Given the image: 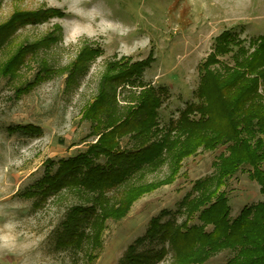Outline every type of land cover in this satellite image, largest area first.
<instances>
[{
    "label": "rangeland",
    "instance_id": "rangeland-1",
    "mask_svg": "<svg viewBox=\"0 0 264 264\" xmlns=\"http://www.w3.org/2000/svg\"><path fill=\"white\" fill-rule=\"evenodd\" d=\"M23 12L42 17L0 46V264H123L131 246L137 252L161 249L149 239L137 240L157 217L185 220L181 203L196 181L215 173L227 146L186 158L175 178L169 162L143 175L137 186H158L144 188L122 218L107 220L100 247L59 243L69 210L89 201L66 191L38 201L28 191L45 176L48 162L73 158L98 140L84 114L102 84L110 87L104 80L116 72L115 64L150 62L134 84L114 85L118 105L124 113L143 88L154 87L162 99L159 125L167 127L198 103L200 65L222 32L234 31L254 50L250 43L264 35V0H0V26ZM23 46L28 50L14 60ZM87 47L96 55L83 71L76 62ZM220 60L234 66L236 59L229 53ZM132 146L128 137L121 140V150ZM222 190L231 219L264 202L246 170ZM115 197L123 203L126 195ZM190 223L200 224L197 218ZM88 237L96 239L90 232ZM233 255L220 250L202 264H226ZM157 264L177 262L168 253Z\"/></svg>",
    "mask_w": 264,
    "mask_h": 264
},
{
    "label": "trees",
    "instance_id": "trees-1",
    "mask_svg": "<svg viewBox=\"0 0 264 264\" xmlns=\"http://www.w3.org/2000/svg\"><path fill=\"white\" fill-rule=\"evenodd\" d=\"M32 16L29 18L28 12L18 13L1 25L0 46L20 27L35 24L42 17ZM250 45L253 51L234 31L222 32L200 65L198 103L188 105L163 128L159 125L162 99L154 87L143 88L123 113L114 86L122 82L134 84L150 62L128 65L123 61L113 66L116 72L104 80L110 87L102 84L84 114L92 122L98 140L73 158L48 162L45 176L28 191L38 201L65 191L89 201L69 210L58 236L60 244L78 247L87 241L100 247L99 237L107 220L122 218L144 193L146 187L135 184L138 179L165 162L171 164L175 178L186 158L200 150L214 151L225 145L227 154L220 155L214 163L215 173L196 181L181 203L185 220L179 224L172 219L162 222L157 217L144 238L137 240L141 243L149 239L161 245V249L137 252L131 246L123 264H157L168 253L177 264H202L224 249L234 252L226 264H264V202L245 207L231 219L228 196L222 190L229 179L246 170L264 195V35ZM25 50L28 46L21 47L14 60L20 61ZM229 53L236 59L234 66L220 60V56ZM95 55V50L84 48L76 62L79 69L85 71ZM9 67L8 63L6 70ZM125 137L133 144L127 151L120 149ZM157 186L149 185L146 190ZM123 193L126 198L119 203L115 196ZM194 218L199 225H191ZM209 227L212 230L208 231ZM89 232L95 240L88 237Z\"/></svg>",
    "mask_w": 264,
    "mask_h": 264
}]
</instances>
